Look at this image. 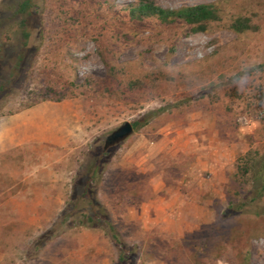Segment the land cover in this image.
Instances as JSON below:
<instances>
[{
    "label": "rangeland",
    "instance_id": "374dc122",
    "mask_svg": "<svg viewBox=\"0 0 264 264\" xmlns=\"http://www.w3.org/2000/svg\"><path fill=\"white\" fill-rule=\"evenodd\" d=\"M151 1L208 5L218 18L194 32L131 19L136 0H35L0 124L45 108L61 120L63 145L0 155V264H264V0ZM237 19L250 28L233 31ZM91 165L102 213L83 228L73 221Z\"/></svg>",
    "mask_w": 264,
    "mask_h": 264
},
{
    "label": "trees",
    "instance_id": "16d2710c",
    "mask_svg": "<svg viewBox=\"0 0 264 264\" xmlns=\"http://www.w3.org/2000/svg\"><path fill=\"white\" fill-rule=\"evenodd\" d=\"M7 5L3 12L9 13L8 17H4L0 14V64L4 61L5 45L14 41V46L18 53L13 60L9 61L8 66L3 65L0 68V100L9 91L10 85L14 80L17 72H19L24 60H25V50L28 41L31 37V19L33 17V9L35 5V0H7ZM128 13L133 20H143L146 18H153L162 24H170L176 21H180L186 25L192 26L194 32H199L204 30V25L210 21L217 20L216 10L208 5L197 4L182 6L175 10L164 9L156 5L151 0H136L135 5L128 7ZM4 15V14H3ZM230 28L235 32H243L248 30L250 27L247 20L237 19L230 25ZM158 111L148 113L143 121H135L132 123L133 131L147 125L149 117H155ZM262 170H258L254 174V178L260 177ZM101 178V174L97 165H91V175L88 178L87 186L84 189L82 195L80 196L84 204H82V213L77 214V219H75L74 226L83 228H92L94 224H98L101 216V209L98 212H93L97 209L95 207L92 196H89V187L96 180ZM264 190V179L259 188L256 189L257 193ZM76 205H74V208ZM86 211V212H85ZM71 215H66L63 218V222L69 219ZM95 218V220H94ZM111 233V239L116 243L118 242L116 235L114 234L113 228L109 223L105 222ZM54 235V234H53ZM53 235H49L47 239L49 240ZM45 238V240H47Z\"/></svg>",
    "mask_w": 264,
    "mask_h": 264
},
{
    "label": "crops",
    "instance_id": "0c3cea01",
    "mask_svg": "<svg viewBox=\"0 0 264 264\" xmlns=\"http://www.w3.org/2000/svg\"><path fill=\"white\" fill-rule=\"evenodd\" d=\"M44 115H18L5 124H0V155L23 147L27 144L48 145L59 147L63 145L61 120L48 109H42Z\"/></svg>",
    "mask_w": 264,
    "mask_h": 264
},
{
    "label": "water",
    "instance_id": "95a60500",
    "mask_svg": "<svg viewBox=\"0 0 264 264\" xmlns=\"http://www.w3.org/2000/svg\"><path fill=\"white\" fill-rule=\"evenodd\" d=\"M132 133V124L126 122L115 131H113L108 137H106L105 146L118 144L128 138Z\"/></svg>",
    "mask_w": 264,
    "mask_h": 264
}]
</instances>
